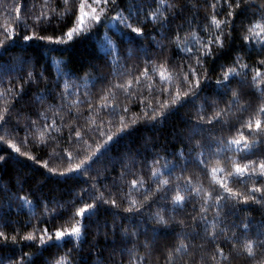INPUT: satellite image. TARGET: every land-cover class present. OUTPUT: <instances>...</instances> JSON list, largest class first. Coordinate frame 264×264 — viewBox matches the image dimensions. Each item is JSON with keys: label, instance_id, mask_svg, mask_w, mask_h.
<instances>
[{"label": "snow or ice", "instance_id": "obj_1", "mask_svg": "<svg viewBox=\"0 0 264 264\" xmlns=\"http://www.w3.org/2000/svg\"><path fill=\"white\" fill-rule=\"evenodd\" d=\"M0 8V132L8 130L0 264H264V220L250 217L255 206L264 215V0H0ZM101 30L85 64L53 58L46 74L30 54L36 45L67 52ZM49 98L57 102L42 108ZM182 110L183 130L130 142ZM108 167L120 170L111 182L100 179ZM49 185L74 195L54 199ZM14 201L17 213L40 207L41 226L35 213L12 221ZM98 238L111 247L107 258ZM51 248L63 251L44 257Z\"/></svg>", "mask_w": 264, "mask_h": 264}, {"label": "trees", "instance_id": "obj_2", "mask_svg": "<svg viewBox=\"0 0 264 264\" xmlns=\"http://www.w3.org/2000/svg\"><path fill=\"white\" fill-rule=\"evenodd\" d=\"M36 2H37V4H40V3H43V0H36ZM57 2H59V0H57ZM196 2H197V0H193V3H196ZM260 2H261V0H253V3H260ZM5 3L10 4L11 0H5ZM199 3L203 4L204 0H199ZM194 14L195 13H192V12L186 13V15L189 16V18H192V16ZM198 16H199V19L203 20V18L205 16V9L204 8H200V10L198 12ZM3 23H4V12H3V9L0 8V24H3ZM113 32H114V29L110 30L109 35H112ZM113 39H115V36H113ZM103 41H104V32H103V30H101L99 35L92 38V39L78 40L75 43L70 42L67 52H64L60 48H57L55 51L49 53L45 49L40 48L38 45H36V46H33L34 51L31 52L30 54L36 56V58L41 63H44L46 66H48L49 72L46 74H51V73L55 72V65L53 63V58L56 60H60L62 57H67L68 59H70L75 64H85L88 61L90 54L92 53L93 47L96 46L98 42H103ZM16 52H18V49H13V54H15ZM7 59H9V57H4V60H7ZM223 62L227 63L228 61H223ZM103 72L105 74H108L110 72V69L105 68V69H103ZM93 74H95V73L93 72ZM81 75H83V73H81ZM79 83L81 85V88L83 89V87H84L83 81H80ZM49 86H51V85L47 84V82H46V83H42L40 87L45 88V87H49ZM99 87H100V85H97V87L92 89V91L98 92ZM145 93H146V90H145ZM119 100L122 103H128L130 108L132 110H135V111H139V109L141 107L139 102L128 101L125 99V97L123 95L119 96ZM56 102L57 101L49 98V100L44 101L41 104V107L46 108L48 103H56ZM143 103L145 105H147L149 103V99H145ZM151 104L153 107H155L156 101L152 100ZM2 105H3V101H0V106H2ZM20 110L23 111L24 110L23 107H21ZM73 111H75V110H73ZM187 111L188 110H182L181 113H178L176 116L170 118L169 122H167L164 125V127L162 129H160L158 132H157V130L146 129V128L141 126L139 131L137 133H135L134 136L131 138L130 142L133 144L140 143V141L142 140V138L145 135H148V136L158 135V136H160L161 139H163V138H167L169 136V133L171 132V130L173 128L183 130L185 128V125L183 123V115ZM68 118L69 117H66L65 119L67 120ZM23 123L24 122L21 121V125H20L21 128L23 127ZM80 123H83V120H81ZM6 131H8V130H5L4 132H0V135H4ZM225 134H227V133H225ZM20 135L22 136L23 133L21 132ZM184 135H186V133H184ZM17 139H18V137H17ZM4 147L7 148V145H4ZM22 148H23V146H22ZM20 159L26 164H31V162L28 161L26 158L21 157ZM45 159H47V156H45ZM50 163H52V162L50 161ZM14 167H18V166H15V165L9 166V168L5 170V177L6 178H7V176H10L14 173ZM32 167L37 169L36 173L34 174L35 178L42 179V177H40V175H39V172L41 170V166L32 165ZM95 167H99V168L103 169L104 165L101 164V165H97ZM119 171H120L119 167H116V168L108 167L107 171L103 173V175H102V177H100V179H107L109 182H111L113 179H115L119 176ZM24 172L32 175L31 173H29V170L27 168L24 169ZM92 174L93 175L95 174V170L93 171ZM84 179L86 180L87 177H85ZM52 187L57 188L56 191L51 193V195L54 199H61V198L62 199H71L72 196L74 195V192H70L69 187H66L63 185H59V186L49 185V188H52ZM49 188H45V192H48ZM134 195H139V194L134 193ZM18 203H19L18 201L13 202V209L10 213L12 221H14V222L26 221L30 218L32 213H35L36 216L33 217V222L37 223V226H41V220H40V216H39V214L41 212V208L38 206H33L30 210L27 206H25L22 211L17 213L16 208H17ZM212 215H213V213L210 212L209 218H211ZM250 217L252 220L257 221V222L264 220V215L261 214V210L259 209L258 206H255V207L250 209ZM241 218L242 219H248L249 217H248V214L245 213V214L241 215ZM237 222H239V221H237ZM57 223H59V221ZM14 226L19 227L20 224L16 223ZM8 230L11 231V229H8ZM141 239H143V237ZM98 242L101 245L102 255L105 258H107L111 252V247L109 245H105L102 238H98ZM221 246H224V245L222 244ZM105 247H108V251H103V249ZM225 250L227 251V248H225ZM24 251L25 252H32V251H35V249H27L26 248V249H24ZM58 251L62 252L63 250L51 248L44 253V257H47L49 259L56 258V254ZM141 254H143L142 251H141ZM83 255H85V256L88 255L87 245H85V252L83 253ZM116 259H120V257L117 256ZM124 259L126 260L127 257H125ZM236 264H247V261L245 258H241L240 260H238L236 262Z\"/></svg>", "mask_w": 264, "mask_h": 264}]
</instances>
